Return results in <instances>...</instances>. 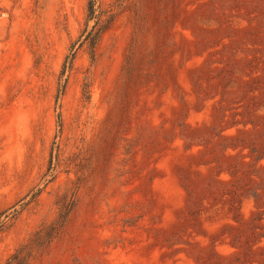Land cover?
<instances>
[{"label": "rangeland", "instance_id": "374dc122", "mask_svg": "<svg viewBox=\"0 0 264 264\" xmlns=\"http://www.w3.org/2000/svg\"><path fill=\"white\" fill-rule=\"evenodd\" d=\"M86 2L0 0V264L71 194L30 264H264V0L162 1L126 109L132 26L93 0L113 22L91 57Z\"/></svg>", "mask_w": 264, "mask_h": 264}, {"label": "trees", "instance_id": "16d2710c", "mask_svg": "<svg viewBox=\"0 0 264 264\" xmlns=\"http://www.w3.org/2000/svg\"><path fill=\"white\" fill-rule=\"evenodd\" d=\"M86 1L85 20L86 23L89 20H93V24L89 30L86 31V29H83L79 36V38L82 37V41L79 44L85 43L89 49V55L92 57L93 49L99 42L101 35L110 28L113 22V14L110 13V11H101L98 14H94L93 0ZM162 1L164 0H116L115 8H121L123 12L127 13V17L132 26V39L124 57L123 64L124 80L122 83L121 99L124 109L128 108L132 103L134 87L140 88L142 87V83H145L144 86L146 87L149 86L150 82L156 80V75L152 71L150 75L148 71L153 68L158 56L164 53L163 48L150 53L149 57H151V59L149 60H145L146 57H143L139 64H136V49L138 43L137 38L144 39L151 27L150 23L156 21L160 12L164 13L166 11V5L160 7ZM165 1L168 2L169 0ZM166 23L167 21H163L162 25ZM72 46L69 47L68 55L64 57L59 77L63 76L64 72L71 67L75 55V52L72 51ZM61 89L63 90V87ZM83 89L82 94L85 96L84 98L87 99L88 95L86 94L88 91H86V86H84ZM56 121L57 125L60 127L61 122L59 114H56ZM55 149L56 154L54 158L57 163L58 153L57 148ZM48 164H50L48 170L52 171L51 158ZM56 206L57 214L55 219L47 224L40 225L13 251L5 264H30L47 254L52 242L57 240L64 233L69 216L75 206L73 194H71L67 200H65L64 197L58 198Z\"/></svg>", "mask_w": 264, "mask_h": 264}]
</instances>
